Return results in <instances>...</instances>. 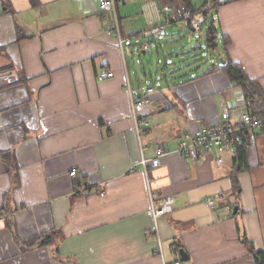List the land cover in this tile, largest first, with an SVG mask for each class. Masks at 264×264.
<instances>
[{"label":"crops","instance_id":"1","mask_svg":"<svg viewBox=\"0 0 264 264\" xmlns=\"http://www.w3.org/2000/svg\"><path fill=\"white\" fill-rule=\"evenodd\" d=\"M147 2L118 1L121 50L96 0H3L0 72L14 70L19 81L0 89V264H256L249 247L264 252V128L245 150L238 195L230 155L216 165V154L192 153L193 162L177 151L186 136L217 124L223 105L237 116L243 109V89L220 69L227 59L264 92V0L221 5L207 18L219 57L169 83L164 72L165 86L128 67L124 42L147 29ZM182 19L169 18L165 32ZM133 49L132 58L147 45ZM105 69L113 77L99 80ZM127 83L136 97L155 89L140 135ZM159 146L151 188L175 204L156 234L140 162ZM50 232L59 233L53 244L38 246Z\"/></svg>","mask_w":264,"mask_h":264},{"label":"built area","instance_id":"2","mask_svg":"<svg viewBox=\"0 0 264 264\" xmlns=\"http://www.w3.org/2000/svg\"><path fill=\"white\" fill-rule=\"evenodd\" d=\"M81 6H85L89 0H77ZM196 1V0H192ZM209 1V0H207ZM219 5H223L227 0H217ZM3 0H0V11L3 6ZM95 7L97 12L107 22L109 31L117 39L122 50V33L120 18L117 10L116 0H96ZM142 12L147 20V29L140 36L150 38L152 40L161 41V37L165 32L166 26L169 24L167 15L171 13L168 6H159L155 1H149L142 6ZM113 73L107 69L102 70L97 78L99 80L110 79ZM19 81V77L14 70H6L0 72V89L12 85ZM132 117L137 128V134L140 135L139 126L147 124L146 118L150 115L151 107L148 99L155 93L153 87H148L144 92L136 97L133 90L129 88ZM264 128V103L262 109L254 107L252 98H245L243 109L237 116V113L228 106H222L220 120L214 126L203 129L195 134L188 135L179 142L178 153L181 157L193 160L190 156L195 155H213L216 154V165L223 163V156L230 155L236 158L238 155V146H252L254 143L255 133L258 129ZM165 153V149L161 146L156 148L155 156L150 159H141V166L145 175L147 191L149 193V208L147 215L154 223V229L157 234V220L165 215L171 214L174 210L175 200L173 196H164L157 199L156 193L151 188L150 172L152 168L159 166V158ZM71 177L78 178L76 171L69 173ZM205 204L210 208H216L214 199L208 198ZM231 212V211H229ZM175 264H181L176 262Z\"/></svg>","mask_w":264,"mask_h":264},{"label":"rangeland","instance_id":"3","mask_svg":"<svg viewBox=\"0 0 264 264\" xmlns=\"http://www.w3.org/2000/svg\"><path fill=\"white\" fill-rule=\"evenodd\" d=\"M202 1L196 0L194 3L199 5ZM209 21L210 19H207L194 23L191 28L187 27L186 23L174 28L169 26L160 42L144 37L138 38V41L133 43L125 41L124 47L131 75L133 68H136L138 75L145 72L147 76L161 78V84L165 86L162 79L164 72L168 74V78L171 75L181 77L182 74H189L191 71L209 66L210 60L216 58L213 55L215 51L208 48L204 40L206 25ZM144 45H147V52L141 56L135 54L132 58L128 50ZM217 57H219L218 54Z\"/></svg>","mask_w":264,"mask_h":264},{"label":"trees","instance_id":"4","mask_svg":"<svg viewBox=\"0 0 264 264\" xmlns=\"http://www.w3.org/2000/svg\"><path fill=\"white\" fill-rule=\"evenodd\" d=\"M117 4L119 0H116ZM150 1V0H147ZM156 1L159 6H168L171 9V13L166 18H187L186 24L191 26V22L194 18H201V21L207 20V18H213L217 13L219 5L217 0H203L199 5L195 4L192 0H152ZM235 0H227V2ZM226 2V3H227ZM183 20V19H182ZM200 21V22H201ZM192 27V26H191ZM218 33L214 27V22L211 20L206 25L204 33V40L208 48L216 52L218 49ZM224 59V58H223ZM213 67V66H212ZM220 69L229 77V79L239 85L245 94L246 98H252L254 100V107L262 109L264 103V92L256 80L250 79L242 70V68L228 60ZM172 74V73H171ZM174 75L168 78V74L164 76L166 83L172 80ZM245 145L238 146V155L232 161L231 180H232V193L238 195L240 193V187L237 180V174L247 168V161L245 155ZM80 186L83 183L80 181ZM59 235L58 232H50L48 234L41 235L37 238L38 246H49L52 245L54 239ZM246 241V240H245ZM36 243L30 244L29 248L33 247ZM250 253L253 255L256 264H264V252H256L253 248L249 247Z\"/></svg>","mask_w":264,"mask_h":264},{"label":"water","instance_id":"5","mask_svg":"<svg viewBox=\"0 0 264 264\" xmlns=\"http://www.w3.org/2000/svg\"><path fill=\"white\" fill-rule=\"evenodd\" d=\"M221 62V64H224L225 63V61H223V60H221L220 61ZM142 93V91L140 92V94ZM236 212H237V209L235 208L234 210H233V214H236ZM179 255H180V258H181V262H186V261H188V256H187V254L184 252V250H180L179 251Z\"/></svg>","mask_w":264,"mask_h":264}]
</instances>
